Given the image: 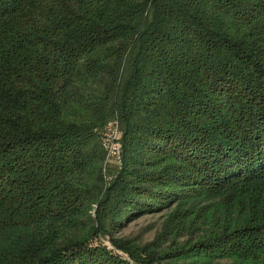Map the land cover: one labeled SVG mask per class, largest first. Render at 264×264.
Returning a JSON list of instances; mask_svg holds the SVG:
<instances>
[{
	"label": "trees",
	"instance_id": "obj_1",
	"mask_svg": "<svg viewBox=\"0 0 264 264\" xmlns=\"http://www.w3.org/2000/svg\"><path fill=\"white\" fill-rule=\"evenodd\" d=\"M0 264H264V0H0Z\"/></svg>",
	"mask_w": 264,
	"mask_h": 264
},
{
	"label": "rangeland",
	"instance_id": "obj_2",
	"mask_svg": "<svg viewBox=\"0 0 264 264\" xmlns=\"http://www.w3.org/2000/svg\"><path fill=\"white\" fill-rule=\"evenodd\" d=\"M163 214L164 212L142 215L134 219L126 227L122 228L118 233H116V236H121V237L129 236L135 239L139 243H146L153 241L160 231L161 224L163 221L162 220ZM102 241L104 245L112 249L111 244L108 240L102 239ZM170 243L171 240H169L168 243L166 242L165 245H169ZM117 253L125 257L123 253L121 252H117Z\"/></svg>",
	"mask_w": 264,
	"mask_h": 264
},
{
	"label": "built area",
	"instance_id": "obj_3",
	"mask_svg": "<svg viewBox=\"0 0 264 264\" xmlns=\"http://www.w3.org/2000/svg\"><path fill=\"white\" fill-rule=\"evenodd\" d=\"M120 130L116 118L109 120L102 132L101 140L105 151V161L109 164L120 166L121 150H120Z\"/></svg>",
	"mask_w": 264,
	"mask_h": 264
}]
</instances>
